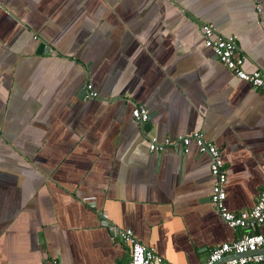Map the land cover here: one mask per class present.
I'll return each instance as SVG.
<instances>
[{
	"label": "crops",
	"instance_id": "crops-1",
	"mask_svg": "<svg viewBox=\"0 0 264 264\" xmlns=\"http://www.w3.org/2000/svg\"><path fill=\"white\" fill-rule=\"evenodd\" d=\"M200 23L264 71V0H0V264H124L122 229L167 264H201L245 232L209 199L207 154L147 146L200 131L224 161L225 207L254 204L264 95L203 45Z\"/></svg>",
	"mask_w": 264,
	"mask_h": 264
},
{
	"label": "built area",
	"instance_id": "built-area-1",
	"mask_svg": "<svg viewBox=\"0 0 264 264\" xmlns=\"http://www.w3.org/2000/svg\"><path fill=\"white\" fill-rule=\"evenodd\" d=\"M199 29L203 37V45L210 49L215 58L236 79L246 82L252 90L260 91L264 95V71L260 69L246 71L243 68L245 56L238 51L234 36L218 33L209 23H200ZM82 89L84 98L96 96L89 82H86ZM131 116L138 123L148 119V113L142 106L133 107ZM190 143L196 146L199 153H205L209 157V172L212 177L209 199L219 217L229 228L245 230L234 241L214 246L201 264L264 263V252L259 250L264 248V234L257 231L264 222V180L251 208L238 212L229 211L224 205L226 173L223 158L218 147L206 140L200 131L173 138L165 137L161 141L149 137L147 146L149 151L157 152L174 144L186 147ZM114 234H117V237L129 248L128 260L124 264H167L152 248L141 244L130 229H122Z\"/></svg>",
	"mask_w": 264,
	"mask_h": 264
},
{
	"label": "water",
	"instance_id": "water-1",
	"mask_svg": "<svg viewBox=\"0 0 264 264\" xmlns=\"http://www.w3.org/2000/svg\"><path fill=\"white\" fill-rule=\"evenodd\" d=\"M44 47H45V44L40 41L37 45L36 53H41ZM259 250H260V252H264V248L259 249Z\"/></svg>",
	"mask_w": 264,
	"mask_h": 264
}]
</instances>
